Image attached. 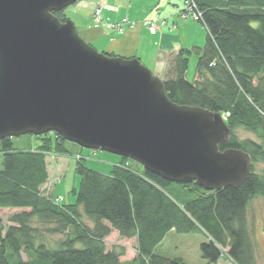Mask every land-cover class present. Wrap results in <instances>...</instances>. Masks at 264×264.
Segmentation results:
<instances>
[{"label":"trees","instance_id":"obj_1","mask_svg":"<svg viewBox=\"0 0 264 264\" xmlns=\"http://www.w3.org/2000/svg\"><path fill=\"white\" fill-rule=\"evenodd\" d=\"M186 1L201 13L206 43L168 53L159 78L173 102L224 115L231 135L220 149L249 153L251 177L240 187L208 191L195 182L167 181L140 164L142 171L134 169L124 157L102 173L80 155L75 162L79 186L71 190L76 202L62 203L43 188L50 175L47 158L73 156L70 142L53 132L37 136L39 147L20 150L13 138H5L0 141V208L24 210L12 215L8 226L0 217V264H121L127 254L121 241L133 239L141 264H188L155 252L170 231L203 233L200 249L206 264L223 257L234 264H259L247 211L253 198L264 197V168L255 171L257 163L264 164V0ZM55 15L63 22L69 19L66 10ZM193 53L198 60L191 82L187 70ZM240 127L261 141L239 139L235 130ZM41 226L50 235H66L56 247L37 244ZM112 235L121 250L107 246Z\"/></svg>","mask_w":264,"mask_h":264},{"label":"water","instance_id":"obj_2","mask_svg":"<svg viewBox=\"0 0 264 264\" xmlns=\"http://www.w3.org/2000/svg\"><path fill=\"white\" fill-rule=\"evenodd\" d=\"M78 1L0 0V141L56 132L173 183L243 185L253 161L220 149L231 135L224 115L173 102L139 58L89 44L55 15Z\"/></svg>","mask_w":264,"mask_h":264},{"label":"rangeland","instance_id":"obj_3","mask_svg":"<svg viewBox=\"0 0 264 264\" xmlns=\"http://www.w3.org/2000/svg\"><path fill=\"white\" fill-rule=\"evenodd\" d=\"M93 1V0H91ZM98 1V0H95ZM115 1L116 5H119L123 9H128L132 7V11L136 14L138 10L145 9L151 5L154 1L158 0H111ZM101 6L103 10V6ZM97 7V6H96ZM75 4L68 9H66L67 16L73 20L76 24L79 34L92 46H94L100 52H107L106 45L109 43V38L105 35H100L98 29L94 26H90L87 20H83L77 13L74 12ZM95 9V8H94ZM93 9V13H94ZM128 16V15H127ZM154 16V15H153ZM152 16V17H153ZM126 17V16H125ZM123 19V18H122ZM165 19V18H164ZM186 20V19H185ZM194 23V19H188ZM120 22V21H118ZM197 26H192L195 40L198 39L200 46H204L207 40V30L204 25L200 22L195 21ZM113 23V22H110ZM116 23V22H115ZM168 25L166 19L161 26V28ZM256 25V23H254ZM100 28V27H98ZM160 28V30H161ZM104 29H112L120 31L119 28L112 27ZM149 31V30H148ZM98 35V37H96ZM96 37V38H95ZM163 49V48H162ZM182 49V48H181ZM180 50V49H179ZM178 50V51H179ZM177 52V51H176ZM117 55V54H116ZM126 57V56H124ZM131 58V57H127ZM138 58L145 64L157 77H164V71L157 72L152 65L150 60L139 55ZM198 60L197 54H192L190 56V63L187 70V79L191 82L195 80L196 76V63ZM166 68V62H165ZM236 135L239 139L251 138L256 141H261L256 134L251 133L244 128L240 127L235 130ZM14 146L20 150L35 149L41 145L42 140L36 135H23L20 137L13 138ZM70 149L73 151V156H56L49 155L47 158L49 167V181L44 186L43 190L46 194L52 196L53 194L61 199L62 203H75L76 196L71 193L73 187H78L80 182V177L75 173V162L78 156H83L86 159L87 165L94 168L102 173H109L112 167L121 161V156L115 155L106 151L91 150L83 148L75 143L68 144ZM130 166L137 170H143L142 167L133 160L128 162ZM3 168L2 164V154H0V169ZM256 172L262 173L264 164L257 163L255 165ZM20 208H0V217L4 220L6 226L12 224L10 217L16 213L23 211ZM250 239L254 244V250L257 256L259 264H264V197L256 196L251 200L247 211ZM82 220L89 225H92V220L86 216L82 217ZM37 225V224H36ZM40 236L37 238L36 243L44 242L49 247H56L57 242L65 237L66 234L50 235L43 230L41 226ZM206 241V236L201 232H191V233H179L176 231H170L165 239L160 243L155 252L166 258H182L188 264H206V260L202 257L200 245L202 242ZM121 243L124 245L125 251L127 250L126 256L121 258V264H141L140 258L137 253V242L133 240H123ZM80 246V245H79ZM109 248H115L118 251L122 249L119 241L115 240V236L112 235L108 239ZM24 259H27V255L23 253ZM220 261V260H219ZM217 264H234L232 260L228 257L222 259Z\"/></svg>","mask_w":264,"mask_h":264},{"label":"crops","instance_id":"obj_4","mask_svg":"<svg viewBox=\"0 0 264 264\" xmlns=\"http://www.w3.org/2000/svg\"><path fill=\"white\" fill-rule=\"evenodd\" d=\"M186 0H158L154 1L147 8L138 10L136 14L132 11V7L123 9L116 2L111 0H79L75 4L74 12L83 20H87L91 26L93 22V9L96 6H103V16L105 22H118L125 16H129L132 20L142 21L153 15H160L166 19L168 25L153 35L145 26L139 25L131 28L129 25H123V30L115 31L104 29V27L96 28L100 35L109 38L106 50L126 57L145 56L150 60L152 67L159 73L165 70V58L168 53L176 52L181 48L193 49L195 47H203L198 45V39L192 26H197V20L194 23L184 20L181 17ZM199 22V21H198ZM98 37V35H96ZM95 37V38H96ZM163 48V49H162ZM49 169V167H48ZM227 257H223L225 259ZM220 260V261H221ZM219 261V262H220Z\"/></svg>","mask_w":264,"mask_h":264},{"label":"built area","instance_id":"obj_5","mask_svg":"<svg viewBox=\"0 0 264 264\" xmlns=\"http://www.w3.org/2000/svg\"><path fill=\"white\" fill-rule=\"evenodd\" d=\"M181 17L185 20L188 19H194L199 20L201 18V13L199 11H196L192 1H186L185 6L183 8V11L181 13ZM165 22V19L160 15H155L153 17L146 18L142 21L132 20L129 16L124 17L120 22H105L104 16H103V10L101 6H97L94 9L93 13V22L91 26H94L95 28L98 27H106V28H112L117 25V28L123 30V25H129L131 28H136L139 25L145 26L149 32L153 35L157 34L160 31L161 26H163ZM61 199H57L56 201L59 202Z\"/></svg>","mask_w":264,"mask_h":264}]
</instances>
